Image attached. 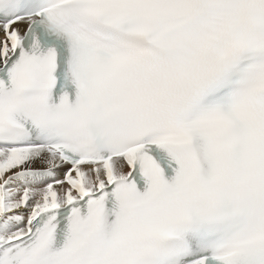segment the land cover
<instances>
[{
	"label": "snow or ice",
	"instance_id": "1",
	"mask_svg": "<svg viewBox=\"0 0 264 264\" xmlns=\"http://www.w3.org/2000/svg\"><path fill=\"white\" fill-rule=\"evenodd\" d=\"M0 264H264V0H0Z\"/></svg>",
	"mask_w": 264,
	"mask_h": 264
}]
</instances>
